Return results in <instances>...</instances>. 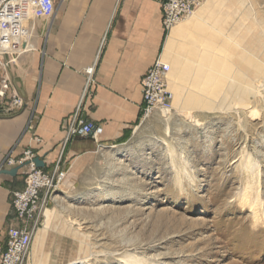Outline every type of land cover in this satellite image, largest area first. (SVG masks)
Returning <instances> with one entry per match:
<instances>
[{"label": "rangeland", "instance_id": "374dc122", "mask_svg": "<svg viewBox=\"0 0 264 264\" xmlns=\"http://www.w3.org/2000/svg\"><path fill=\"white\" fill-rule=\"evenodd\" d=\"M205 10L177 63L166 56L172 112L60 184L27 264H264V0H207L169 36ZM257 174L255 219L238 198Z\"/></svg>", "mask_w": 264, "mask_h": 264}, {"label": "crops", "instance_id": "0c3cea01", "mask_svg": "<svg viewBox=\"0 0 264 264\" xmlns=\"http://www.w3.org/2000/svg\"><path fill=\"white\" fill-rule=\"evenodd\" d=\"M54 3V11L43 13L31 0H0V79L7 74L26 100L17 111L0 103V167L30 148L43 158L46 171L58 167L69 181L79 178L101 146L131 136L141 119L143 77L158 57L177 63L180 46L203 28L207 13L169 36L162 0ZM89 68L93 81L87 85ZM186 69L178 75V87ZM74 117L103 130L65 143ZM27 170L15 177L0 174V252L8 226L16 222L12 193L25 187Z\"/></svg>", "mask_w": 264, "mask_h": 264}, {"label": "built area", "instance_id": "2783aa9c", "mask_svg": "<svg viewBox=\"0 0 264 264\" xmlns=\"http://www.w3.org/2000/svg\"><path fill=\"white\" fill-rule=\"evenodd\" d=\"M43 13L55 9L54 0H31ZM207 0H162L163 25L169 32L175 25L192 16ZM1 6V4H0ZM10 25V24H9ZM5 27L8 25L5 23ZM93 68L87 70V85L93 81ZM170 63L158 57L142 79L143 108L140 123L148 119L156 110L170 114L173 110L174 94L169 89L168 75ZM0 103L9 111L24 108L26 100L12 85L5 74L0 79ZM102 127L85 119L74 117L67 126L65 143L78 136H96ZM39 142L41 140L38 139ZM37 154L30 148L24 150L19 158L9 157L6 166L15 167L29 162L25 178V187L12 193L11 206L16 222L7 229L5 248L0 252V264H27L32 242L49 200L65 180L66 173L56 167L52 172L39 168L33 162Z\"/></svg>", "mask_w": 264, "mask_h": 264}, {"label": "bare ground", "instance_id": "6f19581e", "mask_svg": "<svg viewBox=\"0 0 264 264\" xmlns=\"http://www.w3.org/2000/svg\"><path fill=\"white\" fill-rule=\"evenodd\" d=\"M168 77H169V75H168ZM168 83H169V80H168ZM259 86H261V84ZM192 121L195 123H198L197 119L193 118ZM255 165L256 164H254L253 162H250L247 167L253 168ZM255 179H256L255 182L250 181L249 186L242 190L238 199H239V203L242 206L249 207L250 210L253 212L255 219H258L260 216V213H259L260 206L258 205V203L260 202L259 201L260 200L259 199V191L260 190H259V188L256 189L255 185L259 179V174H257ZM251 190H253V192H255V193H250ZM52 212H53L52 210H46L45 216H46L47 221L51 218ZM91 257H92V255L88 253L87 255L77 257L74 260L69 261L67 264H89L92 261ZM126 261L130 264H147L142 258H140L139 256H136L135 254H130L129 257L126 258Z\"/></svg>", "mask_w": 264, "mask_h": 264}, {"label": "water", "instance_id": "95a60500", "mask_svg": "<svg viewBox=\"0 0 264 264\" xmlns=\"http://www.w3.org/2000/svg\"><path fill=\"white\" fill-rule=\"evenodd\" d=\"M33 162L39 168L45 167V162H44L43 158H41V157L34 158ZM28 164H29V162H26V163L17 165V166L12 167V168H0V174H7V175H10L12 177H15L18 175L19 171Z\"/></svg>", "mask_w": 264, "mask_h": 264}]
</instances>
